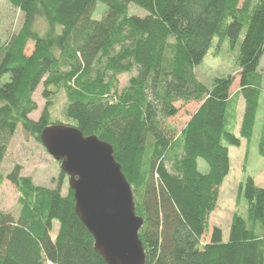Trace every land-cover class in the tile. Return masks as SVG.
I'll use <instances>...</instances> for the list:
<instances>
[{
    "label": "trees",
    "instance_id": "1",
    "mask_svg": "<svg viewBox=\"0 0 264 264\" xmlns=\"http://www.w3.org/2000/svg\"><path fill=\"white\" fill-rule=\"evenodd\" d=\"M5 1L22 24L0 43V186L6 180L16 188L19 214L14 219L0 211V264H105L75 214L72 191L62 194L63 172L48 189L21 176L19 165L7 175L1 171L18 126L40 143L43 129L62 124L49 114L59 91L67 126L112 147L143 219L138 236L145 264H264V190L251 177L236 198V206L246 203V216L233 213L226 242L210 225L230 170L229 148L242 140L248 146L253 135L263 93L257 69L264 0ZM131 5L146 13L137 24ZM242 33L236 95L232 77L202 85L195 69L213 41L218 49L225 40L233 48ZM123 74L131 76L119 89ZM40 85L46 102L34 121ZM239 98L244 109L236 135ZM177 103L197 108L176 135L165 124L177 115ZM257 150L264 158V123Z\"/></svg>",
    "mask_w": 264,
    "mask_h": 264
},
{
    "label": "rangeland",
    "instance_id": "2",
    "mask_svg": "<svg viewBox=\"0 0 264 264\" xmlns=\"http://www.w3.org/2000/svg\"><path fill=\"white\" fill-rule=\"evenodd\" d=\"M93 15L94 19L99 20L101 13L98 7ZM129 16L134 24L139 23L146 13L135 6H129ZM22 24L21 14L12 8L5 0H0V43L17 32ZM244 32V31H243ZM242 33L235 45L231 47L228 40H225L220 48H217V39L212 43L209 52L204 58L203 62L195 69L197 80L205 87L210 88L215 79L232 77L234 79L231 95H236L238 91V64L237 56L239 52V44L243 37ZM32 51V45L27 47V54ZM257 71L263 75L262 88L259 106L257 109V116L255 120L252 138L248 144L242 140L240 147H230V170L224 179L221 188L217 208L212 214L210 225L219 228L223 234V241L226 242L229 234V226L234 212L240 216H246V203L241 200L236 206L237 192L240 185L244 184L247 177H251L257 188L264 190V158L259 156L257 145L260 138L261 128L264 123V54L260 60ZM133 75V74H132ZM131 74H123L118 76V88L122 89L127 85ZM43 87L40 85L33 94V101L37 105V110L30 115V119L38 120L46 100L43 99ZM50 101L52 106L49 108L50 119L52 121H59L63 125L70 124L63 116V109L66 105V97L62 91L56 92L51 96ZM178 113L174 118L166 121V126L175 131L176 135L185 126L190 115L195 111L197 105L195 103L182 104L177 103ZM244 109V102L241 98L238 99L237 104V122L234 126V132L238 135L239 123L242 118ZM198 169L201 173L207 172V166L199 160ZM21 167V176L28 177L33 184L38 187H45L54 189L59 178L60 163L52 159L47 154L41 143L37 142L33 137L24 133L21 126L11 138L4 160L1 164V171L3 175H7L15 166ZM169 168V165H167ZM68 189V179L65 178L62 186V194H66ZM18 193L16 188L4 181L0 186V211L11 215L17 219L19 214V206L17 204ZM58 231V225L55 222L50 234L54 240Z\"/></svg>",
    "mask_w": 264,
    "mask_h": 264
},
{
    "label": "water",
    "instance_id": "3",
    "mask_svg": "<svg viewBox=\"0 0 264 264\" xmlns=\"http://www.w3.org/2000/svg\"><path fill=\"white\" fill-rule=\"evenodd\" d=\"M40 143L60 163L73 193L74 211L105 264H145L139 239L143 219L112 147L95 136L58 124L43 129Z\"/></svg>",
    "mask_w": 264,
    "mask_h": 264
},
{
    "label": "crops",
    "instance_id": "4",
    "mask_svg": "<svg viewBox=\"0 0 264 264\" xmlns=\"http://www.w3.org/2000/svg\"><path fill=\"white\" fill-rule=\"evenodd\" d=\"M240 122H241V120H240ZM240 124V123H239ZM240 126V125H239ZM238 130H239V128H238ZM242 143V142H241Z\"/></svg>",
    "mask_w": 264,
    "mask_h": 264
}]
</instances>
